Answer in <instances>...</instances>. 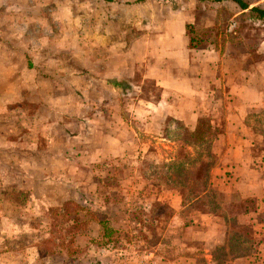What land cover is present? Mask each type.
I'll return each mask as SVG.
<instances>
[{
    "label": "rangeland",
    "instance_id": "1",
    "mask_svg": "<svg viewBox=\"0 0 264 264\" xmlns=\"http://www.w3.org/2000/svg\"><path fill=\"white\" fill-rule=\"evenodd\" d=\"M111 1L0 0V199L5 200L0 202V231L21 227L25 264H153L177 253L171 241L184 227L196 231L192 220L201 207L224 231L219 246L233 233L257 240L256 221L241 215L246 209L255 213L251 220L253 215L262 219L256 215L259 206L243 204L223 181L213 185L218 179L211 170L226 148L218 131L202 146H181L177 140L189 128L169 115L165 119L163 110L154 111V124L146 132L139 131L135 103L138 95H150L137 91L144 63L133 66L130 59L162 52L160 26L169 17L171 26L174 18L193 15L203 23L208 17V27L196 28L200 46L191 48L225 51L229 68L240 66L248 74L247 97L254 100L257 65L264 62V18L227 0H143L133 8L125 5L133 0H118L121 7ZM243 2L264 8V0ZM24 7L41 15L22 28ZM28 28L29 37H22ZM32 35L41 39L35 43ZM49 35L55 36L52 44L45 41ZM135 36L139 43L130 45ZM106 70L110 78L98 76ZM113 72L121 78L114 79ZM200 112L210 120L212 108ZM249 118L264 131V111L251 112ZM162 119L166 140L154 133ZM200 151L207 155L199 168L209 166L214 193L185 198V190L160 178L163 164ZM175 198L181 199L178 211L169 204ZM100 220L114 230L110 237L103 236ZM203 243L192 239L188 245ZM216 247L206 253L215 255Z\"/></svg>",
    "mask_w": 264,
    "mask_h": 264
},
{
    "label": "crops",
    "instance_id": "2",
    "mask_svg": "<svg viewBox=\"0 0 264 264\" xmlns=\"http://www.w3.org/2000/svg\"><path fill=\"white\" fill-rule=\"evenodd\" d=\"M142 1L133 0L126 2L125 5L133 8L136 3ZM111 2V5L122 6L118 0H112ZM237 6L242 11H247L252 7L248 5L246 9H242L238 4ZM31 9L33 8L24 7V10L21 8L22 28H24L23 23H28L31 26L39 20L38 16L41 13L34 15L36 10L32 12ZM194 11L195 14L203 13L201 9H195ZM177 12H180V10L177 9ZM183 13L185 14L186 10ZM119 14L120 11L117 14L114 13L113 19L116 20V16ZM169 18L162 21L160 26V30H162L160 42L165 47L161 48L162 52L153 54V52L148 51L145 58L136 59L132 57L130 59V64H133V66L140 65L141 62L144 63V65H141L144 71L138 75V82H141L137 85V91L150 95L142 99L138 95L137 104L135 103V113L137 115L135 117H140V119L135 124L142 126L138 127L139 131L146 132L148 126L154 124V111L163 110L165 119L169 115L192 130L197 124L198 118L203 115L200 110L206 107L212 108L210 123L218 131V138L226 142V148L220 154L221 162L211 170L213 178L218 179L216 182L212 181L213 185L223 181L225 187H228L226 188L227 191L238 193L243 204L247 205L254 201L257 207L259 206L256 212L257 217L260 213L262 216V219H255L254 212H246V209L243 211L241 215L243 219L247 217L250 223L256 221L253 227L259 229V238L253 240L252 252L227 259V262L228 264H264V131L263 128L257 129L259 125L254 126L249 118L251 112L264 111V62H259L257 65V84L253 86L254 88H251V92L256 93L257 96L254 100H250L251 98L247 97L248 87L246 86L248 74L240 66L237 70L230 69V58L225 51L220 52L214 49L195 51L190 46L189 36L185 29L186 24L192 23L195 28L208 27L211 19L206 17L204 22L201 23L193 15H190L189 19L184 20L174 18L171 21V26ZM174 25H177V28H174ZM29 35L28 28V30L22 32L21 36L26 38ZM31 37V40L35 43L38 42L37 39H41L38 36L32 35ZM54 38L55 36L49 35L45 38L47 39L45 41L52 44ZM138 43L139 40L135 36L130 45ZM145 45L149 46L148 44ZM146 49L148 50L147 47ZM191 50L195 52H189ZM201 51H205V53ZM45 53V56L50 59L52 54H47L48 51H45ZM148 55H151V57ZM194 55L195 57H192ZM134 61L137 63H134ZM121 75V73L113 72V77L116 80H119ZM132 75H134L133 72ZM98 76L101 78L109 77L110 72L106 70L104 73H98ZM149 83H151V86H149ZM118 98L120 99V97ZM219 100L221 103H218ZM139 101L141 106L138 104ZM139 107H141L140 110ZM139 111H143L144 115H141ZM107 119L105 118L104 123L106 127H110L111 122ZM120 121L127 123L122 118L118 120V122ZM156 124H161L162 127L154 133L161 135L160 139L166 140L161 133L164 128V119L160 120L159 123L156 122ZM4 165L6 166V164ZM1 201L5 200L1 198ZM170 203L171 206H169L173 210L178 211L181 209L180 198H175L169 201ZM205 208L201 207V211L192 220L196 228L194 233L188 232L190 227L186 226L178 237L171 241L176 246L175 251L177 250V253H172L170 258L163 256L156 258L153 264H223V261L215 259L211 253H206L209 248L214 249L217 245L223 243L224 231H222V228L220 229L219 222L209 220V212H206ZM252 214L254 215L251 220L249 215ZM2 217L0 214V219ZM200 225H208L209 227L200 229ZM15 231L14 227L0 231V264L26 263L25 259H21V227L17 228L15 235L11 234ZM192 239H201L204 243L199 248L188 245ZM170 247L173 250L174 246L171 245ZM38 262L39 264L42 263L41 260H38Z\"/></svg>",
    "mask_w": 264,
    "mask_h": 264
},
{
    "label": "trees",
    "instance_id": "3",
    "mask_svg": "<svg viewBox=\"0 0 264 264\" xmlns=\"http://www.w3.org/2000/svg\"><path fill=\"white\" fill-rule=\"evenodd\" d=\"M237 3L242 9L248 7L242 0H232ZM250 12L256 13L258 18H264V8L258 6H252L248 9ZM186 32L189 36V43L191 47H199L202 39L198 37L197 29L192 24H186ZM178 125H182L180 121L173 120ZM217 130L213 128L209 119L204 117H199L195 127L190 129H184V136L179 138L177 142L179 145L189 146V147H199L202 146L210 137L215 134ZM164 137L169 139L168 134ZM209 137V138H208ZM207 154L200 151L198 154L189 155L185 159L174 158L165 162L166 165L165 172H161L160 178L166 181L168 185L172 187L181 188L186 191L187 197H197L207 195L208 193H214V190L211 188L210 182V169L209 166L207 169L200 167V162L202 165V159ZM204 163V162H203ZM193 164H199V166H193ZM211 168V167H210ZM209 170V171H208ZM99 224L103 229V236L110 237L114 230L108 226L106 220H100ZM251 240H248L245 236L239 233H233L229 235L225 245L217 246V252L214 255L215 259L223 261L224 258L232 259L238 256L247 255L251 252L252 244Z\"/></svg>",
    "mask_w": 264,
    "mask_h": 264
}]
</instances>
